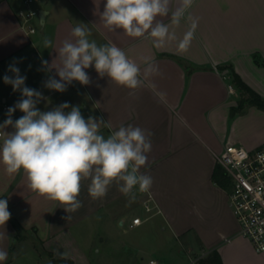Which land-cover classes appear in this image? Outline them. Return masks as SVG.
<instances>
[{"label":"crops","instance_id":"0c3cea01","mask_svg":"<svg viewBox=\"0 0 264 264\" xmlns=\"http://www.w3.org/2000/svg\"><path fill=\"white\" fill-rule=\"evenodd\" d=\"M177 2L172 0L173 7ZM104 3L0 0V124L7 118L5 108L21 98L20 92L3 81L4 75H12L8 67L15 63L27 78L26 86L48 98L37 105L40 110L68 102L79 106L85 119L94 116L108 121L112 128H101L105 136L129 124L151 133V151L140 172L150 175L153 184L148 192L136 190L130 201L115 184L105 197L93 199L85 181L79 196L82 207L66 212L59 203L30 190L22 172L9 176L0 166V198L8 201L11 213L4 228L0 227V249L8 253L2 264H55V257L69 264L84 262L104 231L100 222L108 228H129L133 218L140 217L131 218V211L146 201L154 208L153 214L141 226L129 229L158 220L160 231L169 232L190 256L177 264H197L214 251L223 264H264V253H257L240 235V224L229 203L231 182L223 188L213 179L218 155L226 145L264 151V110L248 105L234 113L242 94L231 73L233 70L264 99V0H194L189 15L198 23L187 50H179L176 41L154 47L146 38L109 31L100 16ZM32 10L46 11L39 34L22 28L20 13ZM160 19L169 22L167 17ZM78 23L91 30L90 40L112 42L142 70L150 64L156 71L136 90L99 77L91 67L86 70L91 77L87 86L73 81L63 93L45 88L44 81L55 75V69L49 72L42 61L51 65L55 50L71 38ZM188 27L182 21L173 30L179 38ZM45 39L52 40V48L44 47ZM22 115L17 110L12 118ZM84 238L89 239L86 250L82 248L77 255L70 251L73 242L82 246ZM108 239L106 235L102 242ZM27 245L32 247L25 250ZM37 245L55 257L43 260Z\"/></svg>","mask_w":264,"mask_h":264},{"label":"clouds","instance_id":"9594fccd","mask_svg":"<svg viewBox=\"0 0 264 264\" xmlns=\"http://www.w3.org/2000/svg\"><path fill=\"white\" fill-rule=\"evenodd\" d=\"M194 0H105L100 13L103 25L109 31L121 30L131 38H146L154 47L176 41L179 50H187L195 37L197 19L189 15ZM169 18L165 23L160 18ZM189 24L182 37L173 30L181 22ZM71 38L63 40L55 50L51 65L42 61L49 72L44 87L65 92L73 81L87 86L91 83L87 69L94 68L99 77H107L117 86L136 90L145 85L152 65L143 70L124 49L112 42L97 44L90 40L91 30L78 23L71 30ZM51 39H45L44 47L52 48ZM59 61L55 64V61ZM4 75L5 84L20 92L21 98L7 111V118L0 124V166L9 176H26L30 190L48 200L59 203L66 212L82 207L79 199L83 184L91 198L101 199L113 184L129 200H134L136 190L148 192L153 184L150 175L140 169L147 164L151 151V133L133 126L120 125L105 136L101 128L112 126L103 117L81 113L79 106L64 102L51 110L42 111L37 105L48 98L37 89L26 86V76L21 75L15 63L10 64ZM59 77L57 79L56 77ZM23 115L13 120V113ZM67 110V111H66ZM11 128V131L6 129ZM11 217L8 201L0 198V227ZM8 253L0 249V264Z\"/></svg>","mask_w":264,"mask_h":264},{"label":"built area","instance_id":"2783aa9c","mask_svg":"<svg viewBox=\"0 0 264 264\" xmlns=\"http://www.w3.org/2000/svg\"><path fill=\"white\" fill-rule=\"evenodd\" d=\"M33 3V0H28ZM39 10L21 12L22 28L29 33L36 31L31 23L39 19ZM40 22V19H39ZM6 110L9 107L5 108ZM218 165L223 168L231 182L230 207L240 224V235L248 239L254 250L264 253V151L249 152L243 147L226 145L218 155ZM145 211L153 213L150 201L144 203ZM144 223L141 217L133 218L130 229ZM151 264H156L151 261Z\"/></svg>","mask_w":264,"mask_h":264},{"label":"rangeland","instance_id":"374dc122","mask_svg":"<svg viewBox=\"0 0 264 264\" xmlns=\"http://www.w3.org/2000/svg\"><path fill=\"white\" fill-rule=\"evenodd\" d=\"M31 25L36 33L39 34L42 26L37 17L33 18ZM140 204L141 206L131 211V218L137 214L142 219H145L153 214L147 213L142 202ZM154 222L156 225L158 224V220L153 219L152 222L135 230H130L127 225L124 228H117L115 226L108 228L104 222H100L98 225L100 227L104 225V231L102 230L103 233H101L100 238L96 237L94 240L95 244L89 252L87 260L79 264H151V261H155L156 264H177L180 261L188 259L190 256L189 254H184L186 249L181 243L170 235L169 232H161L158 225H153L155 224ZM106 235L110 236V239L103 243L102 239ZM87 241H89L87 238L80 240L83 247L80 243L76 244L73 242V245L69 248L70 251H73L77 255V251H81L82 248L86 250ZM31 247L27 245L25 250ZM38 248L39 250L37 251L40 252L43 260L55 257V255L46 252L43 247L38 246ZM19 250L20 247L17 245L16 251L18 252ZM70 259H73V257ZM65 264L69 263L66 261Z\"/></svg>","mask_w":264,"mask_h":264},{"label":"trees","instance_id":"16d2710c","mask_svg":"<svg viewBox=\"0 0 264 264\" xmlns=\"http://www.w3.org/2000/svg\"><path fill=\"white\" fill-rule=\"evenodd\" d=\"M224 70L226 68H220ZM232 73V81L234 85L239 89L242 94V99L239 102L238 108L234 110V113H240L244 110V108L248 105H254L261 110H264V99L252 90L243 80L233 71ZM214 181L221 187L227 188L230 185V180L227 177L225 171L222 167H216L213 174ZM55 264H63L65 262L61 258H57L54 260ZM197 264H223L222 259L217 251L212 252L206 258L199 259Z\"/></svg>","mask_w":264,"mask_h":264},{"label":"water","instance_id":"95a60500","mask_svg":"<svg viewBox=\"0 0 264 264\" xmlns=\"http://www.w3.org/2000/svg\"><path fill=\"white\" fill-rule=\"evenodd\" d=\"M45 17H46V11H40L39 19H40L41 26L43 27L45 25Z\"/></svg>","mask_w":264,"mask_h":264}]
</instances>
